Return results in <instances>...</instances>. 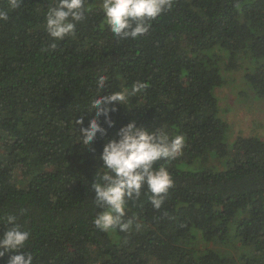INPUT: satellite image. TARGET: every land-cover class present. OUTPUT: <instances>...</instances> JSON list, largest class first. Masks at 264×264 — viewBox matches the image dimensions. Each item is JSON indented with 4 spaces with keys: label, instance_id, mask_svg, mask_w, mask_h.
I'll return each instance as SVG.
<instances>
[{
    "label": "trees",
    "instance_id": "trees-1",
    "mask_svg": "<svg viewBox=\"0 0 264 264\" xmlns=\"http://www.w3.org/2000/svg\"><path fill=\"white\" fill-rule=\"evenodd\" d=\"M54 2L22 0L0 22V217L23 210L34 264H264V139L238 136L228 144L214 93L224 78L209 54L228 50L231 69L241 68V54L264 57V0H172L136 39L115 37L102 0H86L91 11L76 35L50 50L44 23ZM100 76L105 92L148 85L131 98L132 108L111 113L109 139L135 120L186 140L182 155L155 165L174 180L161 208L146 188L128 201L134 225L127 232L94 226L100 209L91 185L106 140L98 136L95 151L77 141L75 120L87 125L94 115L85 108ZM244 79L255 97L264 96V66ZM212 153L228 158L224 169L180 168L199 158L205 164Z\"/></svg>",
    "mask_w": 264,
    "mask_h": 264
},
{
    "label": "clouds",
    "instance_id": "clouds-1",
    "mask_svg": "<svg viewBox=\"0 0 264 264\" xmlns=\"http://www.w3.org/2000/svg\"><path fill=\"white\" fill-rule=\"evenodd\" d=\"M21 3L22 0H7L6 7L0 8V22L7 21L9 12L18 9ZM171 7L172 0H102L104 23L119 39L146 35L151 21ZM90 11L86 0H55L46 12L44 23L51 38L49 49L54 50L58 41L74 37L77 26L86 21ZM96 86L97 94L85 108L94 115L87 125L82 116L75 120V124L80 125L76 131L77 141L85 148L95 151L98 136L106 140L98 156L101 171L97 173L96 170L95 182L91 185L95 194L93 203L100 209L93 224L102 232H127L134 225V218H126L128 201L139 199L146 188L151 193V205L155 209L161 208L174 180L167 167L155 165L158 161H173L182 155L186 140L183 134L169 136L163 128L150 130L138 126L135 120L120 127L109 139L104 125H114L111 113L118 110V105L132 108L131 98L148 85L136 82L131 90L105 92L107 77L100 76ZM22 214L23 210L0 217V223L5 226L0 235V257L11 253L7 264H34V257L27 247L31 232L19 222Z\"/></svg>",
    "mask_w": 264,
    "mask_h": 264
},
{
    "label": "rangeland",
    "instance_id": "rangeland-1",
    "mask_svg": "<svg viewBox=\"0 0 264 264\" xmlns=\"http://www.w3.org/2000/svg\"><path fill=\"white\" fill-rule=\"evenodd\" d=\"M209 54L217 59L224 82L214 88L218 100V116L227 122L226 140L230 146L238 136H257L264 139V96H254L249 84L244 79V73L256 66H264V57L239 56L241 68L231 69L228 62V50L215 47ZM253 60L254 64L251 62ZM250 61V62H248ZM227 157L218 158L214 153L207 163L199 158L193 164H182L184 170H201L205 166L216 170L227 166Z\"/></svg>",
    "mask_w": 264,
    "mask_h": 264
}]
</instances>
